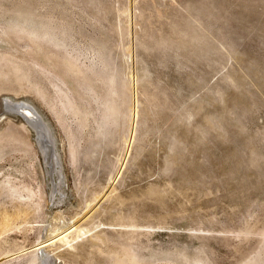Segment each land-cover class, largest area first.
<instances>
[{"label":"rangeland","instance_id":"1","mask_svg":"<svg viewBox=\"0 0 264 264\" xmlns=\"http://www.w3.org/2000/svg\"><path fill=\"white\" fill-rule=\"evenodd\" d=\"M7 100L56 133L61 203ZM4 213L0 264H264V0H0Z\"/></svg>","mask_w":264,"mask_h":264},{"label":"bare ground","instance_id":"2","mask_svg":"<svg viewBox=\"0 0 264 264\" xmlns=\"http://www.w3.org/2000/svg\"><path fill=\"white\" fill-rule=\"evenodd\" d=\"M48 80L51 81V78ZM60 83L63 84V80L61 79H54V81L52 80V84H54L53 87L55 91L54 99L56 100L58 107V113H59L58 116H60L59 117L60 119H63L65 118V115L67 114L70 115V113L73 112L74 104L69 94L63 92L64 90L61 87ZM6 105L8 110L12 112L16 111L19 113V115H21L24 121V127L26 125L27 128H29L30 130L32 128L35 131V133L33 134L34 137L39 136V138L37 137L35 142L40 154L43 157L48 156L50 159L49 163H51V161L53 162L52 169L50 168L49 170V177H52V179L49 178L50 181H52L50 185L51 190H49V192L51 191V198L56 200V204L61 203L62 199L65 196L64 195L65 190L63 188L65 177L63 176V170L61 167L62 165L61 157H60L61 155L59 152L57 137L55 136L56 133H54V130L50 125V123L42 116L39 110L31 104V102H28L26 100L25 102H14L7 100ZM114 115L118 117L119 112L115 111ZM6 184L9 185L8 189ZM6 184H5L7 189V191L5 190L6 193L10 192L11 193L10 196L11 197L13 196L14 200L16 199L17 201L19 200L22 201L21 205L23 210H21V208L20 209L18 208L17 213L15 212L18 217L22 215H24V217L28 216L29 212H31V209L35 212L41 209V204H40V200L42 198L41 189L40 190L37 189L36 191L35 189L31 188L30 185L29 187L28 186L21 187V185L19 186L16 183L13 184L10 180V177H9V181ZM10 221H11V216L8 213H4L2 219L0 220V237L2 235L5 236L10 231L9 230L11 227ZM64 238H67V236H65ZM50 248H51V244L48 245L40 244L38 248L35 250V252L37 251V257L33 262V264H56L55 263L56 257L50 254L49 252ZM259 263L260 261L255 259L248 264H259Z\"/></svg>","mask_w":264,"mask_h":264}]
</instances>
